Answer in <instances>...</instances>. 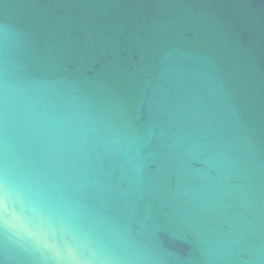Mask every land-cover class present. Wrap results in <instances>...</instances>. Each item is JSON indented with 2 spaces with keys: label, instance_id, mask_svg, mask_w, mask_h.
I'll use <instances>...</instances> for the list:
<instances>
[{
  "label": "water",
  "instance_id": "obj_1",
  "mask_svg": "<svg viewBox=\"0 0 264 264\" xmlns=\"http://www.w3.org/2000/svg\"><path fill=\"white\" fill-rule=\"evenodd\" d=\"M0 264H264V0H0Z\"/></svg>",
  "mask_w": 264,
  "mask_h": 264
}]
</instances>
